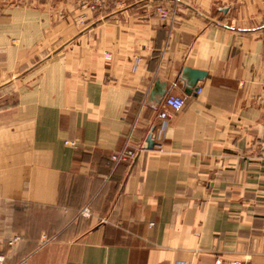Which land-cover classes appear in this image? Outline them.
I'll list each match as a JSON object with an SVG mask.
<instances>
[{
	"label": "crops",
	"instance_id": "1",
	"mask_svg": "<svg viewBox=\"0 0 264 264\" xmlns=\"http://www.w3.org/2000/svg\"><path fill=\"white\" fill-rule=\"evenodd\" d=\"M160 1L0 0L2 264H264V0Z\"/></svg>",
	"mask_w": 264,
	"mask_h": 264
},
{
	"label": "built area",
	"instance_id": "2",
	"mask_svg": "<svg viewBox=\"0 0 264 264\" xmlns=\"http://www.w3.org/2000/svg\"><path fill=\"white\" fill-rule=\"evenodd\" d=\"M85 4L90 8L91 10H95L98 8H103L110 4L111 2L113 4H116V6H122L124 0H84ZM144 1H152V0H144ZM179 2V0H161L159 3L154 5V11L159 19L167 20L172 19L175 15V5ZM199 92V88L196 90ZM164 103L166 106H169L173 108L174 110H179L183 104L184 100L180 95L176 94H168L165 97ZM157 148L161 149V144H156ZM259 148L264 151V134L262 136V141L260 143ZM136 151L134 148L129 147L124 152L120 154H114L111 156L113 160L118 159H126L129 157H133L135 155ZM84 213H88L87 209L84 208ZM20 240V236L13 235L8 240V245H13L15 242ZM2 239L0 238V247L2 246ZM4 261V255L0 252V264H2ZM24 264V263H23Z\"/></svg>",
	"mask_w": 264,
	"mask_h": 264
},
{
	"label": "water",
	"instance_id": "3",
	"mask_svg": "<svg viewBox=\"0 0 264 264\" xmlns=\"http://www.w3.org/2000/svg\"><path fill=\"white\" fill-rule=\"evenodd\" d=\"M192 73H194V74H196V75H198V76L204 74V72H200V71H198V70H193ZM145 142H146V147H147V148H151V147L153 146V140H152L150 134L147 135Z\"/></svg>",
	"mask_w": 264,
	"mask_h": 264
}]
</instances>
